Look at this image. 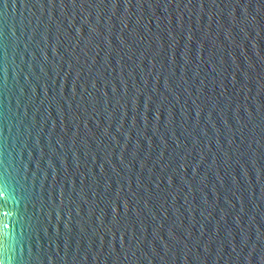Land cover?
<instances>
[{"label": "water", "instance_id": "95a60500", "mask_svg": "<svg viewBox=\"0 0 264 264\" xmlns=\"http://www.w3.org/2000/svg\"><path fill=\"white\" fill-rule=\"evenodd\" d=\"M0 264H264V0H0Z\"/></svg>", "mask_w": 264, "mask_h": 264}, {"label": "snow or ice", "instance_id": "6c2138e0", "mask_svg": "<svg viewBox=\"0 0 264 264\" xmlns=\"http://www.w3.org/2000/svg\"><path fill=\"white\" fill-rule=\"evenodd\" d=\"M50 2L55 3L56 0H50ZM61 2H63V0H61ZM95 2H98V3H105V2H107V3L119 4L121 2V0H95ZM94 29H95V26L92 25L89 28V31H93Z\"/></svg>", "mask_w": 264, "mask_h": 264}]
</instances>
